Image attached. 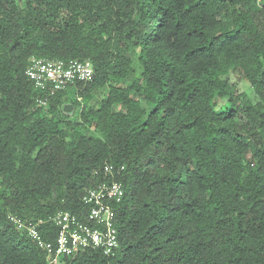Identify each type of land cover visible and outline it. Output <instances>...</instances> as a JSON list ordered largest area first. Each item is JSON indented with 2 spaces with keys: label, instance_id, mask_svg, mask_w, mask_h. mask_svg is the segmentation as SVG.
I'll use <instances>...</instances> for the list:
<instances>
[{
  "label": "trees",
  "instance_id": "1",
  "mask_svg": "<svg viewBox=\"0 0 264 264\" xmlns=\"http://www.w3.org/2000/svg\"><path fill=\"white\" fill-rule=\"evenodd\" d=\"M32 57L95 78L51 96ZM106 163L120 246L61 264H264V0H0V264H49L12 218L54 242Z\"/></svg>",
  "mask_w": 264,
  "mask_h": 264
},
{
  "label": "built area",
  "instance_id": "2",
  "mask_svg": "<svg viewBox=\"0 0 264 264\" xmlns=\"http://www.w3.org/2000/svg\"><path fill=\"white\" fill-rule=\"evenodd\" d=\"M27 76L37 90L55 95L78 83H89L95 78V71L89 60L63 61L32 57ZM42 105L46 103L41 100ZM124 165L106 163L103 167L104 179L90 188L84 203L89 212L80 218L70 212H59L54 221L59 229L54 242H45L39 230V224L25 223L12 218L19 230L26 231L29 237L46 251L49 264H61L62 258L73 257L80 252L101 251L105 256H113L120 246L116 227L115 205L125 195L120 178L124 175Z\"/></svg>",
  "mask_w": 264,
  "mask_h": 264
},
{
  "label": "rangeland",
  "instance_id": "3",
  "mask_svg": "<svg viewBox=\"0 0 264 264\" xmlns=\"http://www.w3.org/2000/svg\"><path fill=\"white\" fill-rule=\"evenodd\" d=\"M231 82L236 84L237 88L241 92H249L251 93V88L249 83L239 74V73H234L231 75ZM68 110H71L72 107L68 106Z\"/></svg>",
  "mask_w": 264,
  "mask_h": 264
},
{
  "label": "water",
  "instance_id": "4",
  "mask_svg": "<svg viewBox=\"0 0 264 264\" xmlns=\"http://www.w3.org/2000/svg\"><path fill=\"white\" fill-rule=\"evenodd\" d=\"M68 108V107H67ZM68 110V109H67ZM68 111H70V110H68Z\"/></svg>",
  "mask_w": 264,
  "mask_h": 264
}]
</instances>
